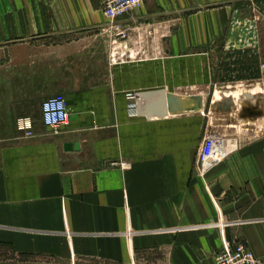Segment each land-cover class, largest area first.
Listing matches in <instances>:
<instances>
[{
  "label": "crops",
  "instance_id": "1",
  "mask_svg": "<svg viewBox=\"0 0 264 264\" xmlns=\"http://www.w3.org/2000/svg\"><path fill=\"white\" fill-rule=\"evenodd\" d=\"M230 2L145 0L121 19L123 41L103 0H0L1 247L59 264H215L236 242L264 256V74L223 48ZM115 39L126 55L111 63ZM235 84L250 101L224 107L249 117L159 110ZM58 93L70 118L54 132L41 103ZM13 113L33 118V137ZM222 133L238 143L202 176L204 138Z\"/></svg>",
  "mask_w": 264,
  "mask_h": 264
},
{
  "label": "rangeland",
  "instance_id": "2",
  "mask_svg": "<svg viewBox=\"0 0 264 264\" xmlns=\"http://www.w3.org/2000/svg\"><path fill=\"white\" fill-rule=\"evenodd\" d=\"M227 5L232 6V13L227 14L226 20L230 24L228 25V28L225 31V33L222 34L223 36H226L227 42L229 44L227 45L224 44L223 48L225 47L227 51H229L228 50L229 48H232L231 51H232V57L234 61H240L242 59L243 60L250 59L249 63H254L256 70H260L261 72L259 73L264 74V0H232V2L227 3ZM221 6H225V4L224 3L216 4L217 8ZM110 62L112 63L111 55H110ZM245 71H247L248 73L252 72V71H249L247 68ZM239 85L240 84H235L231 86L230 88L216 87V90L217 89L218 90L217 92H215V94H214L215 90L213 88L212 92H206V93L194 94V95H186L184 97L185 99H183L182 97L176 96V95L175 97H173L172 95L171 100H168L167 96H165L166 98L164 97L162 100H164L163 103H165L164 107H165L166 112H171L169 107L173 105V108H175L174 104L176 102L179 103V102L184 101L185 105L186 104L190 105L189 109H184L183 107H179L173 110V114L182 113L180 112V110L184 109L185 111L184 113L188 111L192 112L194 110L204 111L206 115H208V117L211 115L218 119L221 118L222 120L224 117L230 118L232 116H235L236 118H244V116L249 117L247 114H244L243 109H241V107H237L236 105L233 108L226 109L224 107L225 96H233L235 101L238 103L242 101L244 102L250 101V99L248 98L246 100L243 99L244 96L241 94H246V91L245 90L242 91L241 88L238 87ZM256 90H259V91L257 92ZM259 92H260V89L258 87H253L251 91V93L253 94H256ZM59 94L61 93H58L55 95H59ZM260 94L264 96V93H259L258 95ZM215 95L219 96L220 100H222L220 101L222 103H217L221 105V106H218L217 108L212 106V101H215L214 99H216ZM255 98L256 96L254 97V99ZM194 101L198 102V106L196 109L192 107L191 102H194ZM194 104L195 103H193V105ZM263 104H264V101H263ZM248 112L250 115L249 110ZM11 116L14 117V126H15L14 128L18 130L16 124H17V120L21 117V115H17L16 113L15 114L13 113L12 115L10 114L9 115L10 121H11ZM22 116H26V115H22ZM211 135H215L218 137L226 136V137L238 138L237 136H227V135H224L223 133L221 135L220 134H211ZM22 259H26V261L25 263L20 262V264H59L57 260L51 259L49 257H41V256L39 257H33V256L19 257L11 249L0 246V264H13L17 262L18 260L20 261Z\"/></svg>",
  "mask_w": 264,
  "mask_h": 264
},
{
  "label": "built area",
  "instance_id": "3",
  "mask_svg": "<svg viewBox=\"0 0 264 264\" xmlns=\"http://www.w3.org/2000/svg\"><path fill=\"white\" fill-rule=\"evenodd\" d=\"M145 0H103V14L109 20L108 30L117 39L126 40L128 30L121 21L126 15L137 9ZM117 39L112 40L110 52L112 63L118 62V58L126 55V51H121L118 47ZM124 49H128L127 43ZM129 53V52H128ZM70 108L64 95L59 94L44 100L41 104L42 123L57 132L62 126L69 122ZM17 129L25 136H34V122L30 116H21L17 120ZM222 138V137H221ZM220 137L207 134L202 143L197 157V166L201 175H205L209 167L217 161L223 159L226 153L233 148L231 145L226 152L227 144ZM229 151V152H230ZM199 162V163H198ZM127 160H117L111 162V166L126 169L129 166ZM202 165V168L200 167ZM215 264H264V256H257L253 250L244 242H236L233 246L217 252L214 256Z\"/></svg>",
  "mask_w": 264,
  "mask_h": 264
},
{
  "label": "bare ground",
  "instance_id": "4",
  "mask_svg": "<svg viewBox=\"0 0 264 264\" xmlns=\"http://www.w3.org/2000/svg\"><path fill=\"white\" fill-rule=\"evenodd\" d=\"M188 100H189V99H188ZM192 106H193V105H192ZM184 109H186V108H184ZM184 109H181L180 111H183ZM212 136H214V137H218V136H215V135H212ZM220 138H221V137H220ZM221 139H222V141H223L224 143L227 144V149L225 150L226 152L229 150L228 148H229L231 145H234V143H236V142L238 141V138H232V137H226V136L222 137ZM237 143H238V142H237ZM236 145H238V144H236ZM236 145H235V146H236ZM229 151H230V150H229ZM229 151L226 153L225 157L230 153ZM223 159H224V158H223ZM223 159L217 161L216 163L212 164L211 166H213V165H215V164L221 162ZM198 163H199V162H198ZM211 166H210V167H211ZM200 167L202 168V165H200Z\"/></svg>",
  "mask_w": 264,
  "mask_h": 264
},
{
  "label": "water",
  "instance_id": "5",
  "mask_svg": "<svg viewBox=\"0 0 264 264\" xmlns=\"http://www.w3.org/2000/svg\"><path fill=\"white\" fill-rule=\"evenodd\" d=\"M173 97H174V96H173ZM171 99H172V95H168V100H171ZM196 108H197V107H196ZM169 109H170V111L173 112V110H175V109H177V108H173V107L170 106ZM159 110L162 111V112H166L164 107L159 108ZM71 147H72V144H71V143H66V144H65V148L70 149Z\"/></svg>",
  "mask_w": 264,
  "mask_h": 264
},
{
  "label": "trees",
  "instance_id": "6",
  "mask_svg": "<svg viewBox=\"0 0 264 264\" xmlns=\"http://www.w3.org/2000/svg\"><path fill=\"white\" fill-rule=\"evenodd\" d=\"M17 256H19V257H25V256H35V255H30V254H27V255H25V254H16ZM25 261H26V259H22V260H18L17 262H15V263H13V264H20V262H22V263H25Z\"/></svg>",
  "mask_w": 264,
  "mask_h": 264
}]
</instances>
